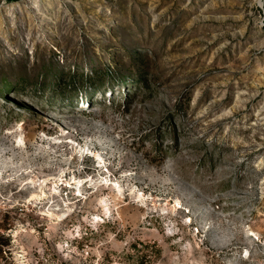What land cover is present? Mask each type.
<instances>
[{
    "label": "rangeland",
    "instance_id": "374dc122",
    "mask_svg": "<svg viewBox=\"0 0 264 264\" xmlns=\"http://www.w3.org/2000/svg\"><path fill=\"white\" fill-rule=\"evenodd\" d=\"M0 264H264V0H0Z\"/></svg>",
    "mask_w": 264,
    "mask_h": 264
},
{
    "label": "trees",
    "instance_id": "16d2710c",
    "mask_svg": "<svg viewBox=\"0 0 264 264\" xmlns=\"http://www.w3.org/2000/svg\"><path fill=\"white\" fill-rule=\"evenodd\" d=\"M10 1H13V0H10Z\"/></svg>",
    "mask_w": 264,
    "mask_h": 264
}]
</instances>
